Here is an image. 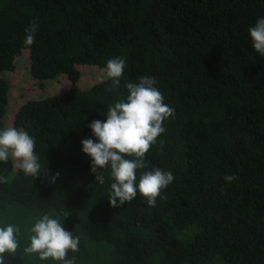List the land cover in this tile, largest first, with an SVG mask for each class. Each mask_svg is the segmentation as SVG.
<instances>
[{"label": "trees", "instance_id": "16d2710c", "mask_svg": "<svg viewBox=\"0 0 264 264\" xmlns=\"http://www.w3.org/2000/svg\"><path fill=\"white\" fill-rule=\"evenodd\" d=\"M262 17L264 0H0V129L11 119L33 136L41 165L32 178L0 162V227L20 228L4 264H53L24 253L46 213L69 214L62 224L79 237L76 264H264V56L248 32ZM115 57L127 67L109 92L101 69ZM62 75L68 89L37 92ZM25 76L33 83L23 92L36 95L27 102L10 87H25ZM142 76L156 78L174 115L137 183L153 168L174 181L155 206L138 194L114 208L110 170L96 181L81 141L95 139L88 125Z\"/></svg>", "mask_w": 264, "mask_h": 264}, {"label": "clouds", "instance_id": "9594fccd", "mask_svg": "<svg viewBox=\"0 0 264 264\" xmlns=\"http://www.w3.org/2000/svg\"><path fill=\"white\" fill-rule=\"evenodd\" d=\"M38 26V20L34 19L25 28V46L34 44ZM248 32L253 49L264 56V17L259 18ZM126 67L123 57L106 61L105 67L101 69V80L111 81L109 92L119 89ZM63 78L70 82L66 75H62L59 81L46 83L37 92L43 95L61 93L70 86L60 88L54 94H48L47 88L51 84L65 85ZM22 80L25 87H22V81L10 86L21 96L26 95L23 90L29 89L30 83H33L29 76ZM156 84L157 80L152 76H142L138 82H126L128 95L107 106L104 121L97 119L88 125L95 139L86 138L81 141L83 153L91 158L90 170L95 174L96 181L103 184L105 180L102 170H110L113 182L110 185L108 201L114 208L132 201L138 194L148 206H155L158 197L165 198L161 195L162 191L174 181L171 172L153 168L142 171L137 183V171L147 168L146 153L166 131L164 122L174 115V109L164 103V95ZM18 98L21 99L19 96ZM30 99H36V95L25 100L27 102ZM19 106L11 112L12 116ZM35 145V138L25 130L6 126L0 129V162L7 163L11 159L25 176L35 178L41 173ZM235 179H238L235 175L225 176L229 183ZM0 182L7 183V178L0 177ZM68 216V213H46L35 219L28 229L29 242L24 253L35 254L40 261H52L53 264H76L75 256L69 258V252L79 251L80 240L63 227L62 219ZM19 232V226L14 224L0 227V264H4L6 253L14 255L17 252Z\"/></svg>", "mask_w": 264, "mask_h": 264}, {"label": "rangeland", "instance_id": "374dc122", "mask_svg": "<svg viewBox=\"0 0 264 264\" xmlns=\"http://www.w3.org/2000/svg\"><path fill=\"white\" fill-rule=\"evenodd\" d=\"M21 59H23V60H27V58H26V56H22L21 57ZM81 66H83V65H81ZM80 66V67H81ZM86 66H88V65H86ZM63 80L65 81V85H59L60 83H58V84H51V85H49L48 86V88H47V93L48 94H54V93H56L57 91H59L60 90V88L61 89H63V88H65V87H67V86H70V82L69 81H67V79L66 78H63ZM80 85H81V83H80ZM33 95H25L24 97H22L23 99H27V98H29V97H32ZM21 104V102H20V99L19 98H16L15 99V101H14V110L13 111H15L16 109H17V107L19 106ZM12 120L11 119H8V123H7V126H12Z\"/></svg>", "mask_w": 264, "mask_h": 264}]
</instances>
